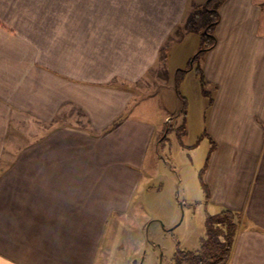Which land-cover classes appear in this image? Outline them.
<instances>
[{
	"label": "crops",
	"instance_id": "obj_1",
	"mask_svg": "<svg viewBox=\"0 0 264 264\" xmlns=\"http://www.w3.org/2000/svg\"><path fill=\"white\" fill-rule=\"evenodd\" d=\"M204 1L0 0V264H130L105 227L169 116L152 88L179 104V74L203 110L200 238L205 213L236 211L224 264H264V0H222L215 43L177 72L199 33L160 48Z\"/></svg>",
	"mask_w": 264,
	"mask_h": 264
},
{
	"label": "rangeland",
	"instance_id": "obj_2",
	"mask_svg": "<svg viewBox=\"0 0 264 264\" xmlns=\"http://www.w3.org/2000/svg\"><path fill=\"white\" fill-rule=\"evenodd\" d=\"M192 34L195 37L197 33L189 32V37ZM169 36L167 40L170 41L179 38L176 31ZM191 44L186 39L178 46L185 48ZM167 52L170 54V50ZM199 56L194 58L193 66L200 60ZM191 60L192 57L189 63ZM190 73L195 81H199L195 71ZM167 79L172 91L170 93L177 92L181 102L171 104V95L167 92L164 98L161 97L165 85L168 86L166 78L160 83L156 82L152 88L161 94L159 100L167 104L163 103L166 106L163 110L169 116L162 121L159 131L167 130L160 139L158 136L162 131H158L151 145V163L143 170L141 183L135 191H127L122 196L119 205L121 209L117 210L121 215L115 211L111 219L119 217L105 227L104 240L112 234L116 244L125 245L130 251V264H174L173 255L176 250L197 248L203 228L201 199L204 197V189L200 180L206 158V142L202 137L204 124L203 119H200L203 110L193 105L192 99L188 103L184 98L186 77L179 74L178 77ZM198 91L201 95L200 88ZM206 101L207 96H204V104ZM164 111H159L160 121L166 114ZM113 255L116 257L117 253Z\"/></svg>",
	"mask_w": 264,
	"mask_h": 264
},
{
	"label": "trees",
	"instance_id": "obj_3",
	"mask_svg": "<svg viewBox=\"0 0 264 264\" xmlns=\"http://www.w3.org/2000/svg\"><path fill=\"white\" fill-rule=\"evenodd\" d=\"M221 1L205 0L201 4L193 5L183 23L174 30L178 36L187 31L199 33V46L193 54L192 60L215 43L214 27L219 19L218 5ZM169 41L167 40L160 48L161 58L166 56L165 51ZM190 64L186 68L178 69L177 72L187 70ZM197 70L201 73L199 68ZM165 130L167 129L162 131L161 137L164 136ZM201 184L206 197V187L202 181ZM238 216V212L228 208L221 209L214 214L205 213L204 233L200 238L198 248L195 250H176L173 255L174 264H224L231 252Z\"/></svg>",
	"mask_w": 264,
	"mask_h": 264
}]
</instances>
